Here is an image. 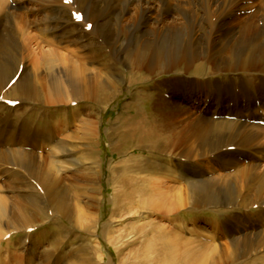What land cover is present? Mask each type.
<instances>
[{
	"label": "bare ground",
	"instance_id": "1",
	"mask_svg": "<svg viewBox=\"0 0 264 264\" xmlns=\"http://www.w3.org/2000/svg\"><path fill=\"white\" fill-rule=\"evenodd\" d=\"M247 3L251 12L238 15L239 10L247 11ZM27 15L38 36L30 32ZM18 18L21 24H14ZM199 44L207 49L198 51ZM123 64L130 66L132 83L148 73H178L154 82L171 95L160 90L152 94L154 112L140 133L155 139L149 151L178 152L184 159L168 166L150 161L144 171L140 157L128 158V149H120L113 166L119 169L112 187L114 214L135 205L168 218L187 204L242 209L212 223L246 228H235L242 235H232L226 252L203 241V234L185 237L180 227V231L159 227L152 236L144 232L143 252L159 253L169 264H205L208 258L221 264L241 258L247 264H264V162L258 160L264 158V127L257 124L264 120V0H0V93L20 95L16 110L28 113L42 104L49 108L42 109L46 113L75 102L67 112L77 116L80 102L107 103L117 94L124 81L119 67ZM189 71L195 76H183ZM218 72L230 74V79L210 76ZM237 72L248 74L238 80L232 75ZM205 74L210 78L201 81ZM16 75L15 84L9 86ZM203 93L208 100L199 96ZM201 102L205 113L193 117L191 109ZM126 108L130 110L131 104ZM4 119L1 116L0 178L5 173L13 178L9 189L0 186V219L8 221L9 230L47 218L48 207L75 228L94 227L89 210L94 204L73 200L64 182L73 176L64 174L68 170L78 174L79 186L88 189L86 197L87 177L95 175L98 184L101 172L85 157L88 154L76 158L83 148L81 140L96 137V121L81 117L74 131H68V120L42 128L29 122L16 131L17 123ZM57 134L63 137L56 139ZM15 141L22 147L10 148L7 143ZM213 166L223 174L209 175L213 172L207 169L214 171ZM168 180H173L171 187L165 184ZM6 190L23 192L24 197L7 196ZM15 261L24 262L17 256ZM150 262L161 264L158 258Z\"/></svg>",
	"mask_w": 264,
	"mask_h": 264
},
{
	"label": "rangeland",
	"instance_id": "2",
	"mask_svg": "<svg viewBox=\"0 0 264 264\" xmlns=\"http://www.w3.org/2000/svg\"><path fill=\"white\" fill-rule=\"evenodd\" d=\"M247 6H249V3L246 4V7ZM246 10L247 11L242 10V12L239 10L238 15L251 12L248 7ZM133 12L134 10L130 11L126 16L131 18ZM29 17L30 16L27 15L28 23H30L32 19H29ZM166 18L171 20L172 17L167 16ZM167 19L164 20L167 21ZM20 21V18L13 19L14 24L20 23ZM25 28H27V25H25ZM29 30L32 34L38 36L33 24H31ZM36 43L37 41L34 39V41H32L33 46L32 44L30 45L33 50L36 49L34 48L37 45ZM195 48L198 51L207 49L206 45L203 44H199V46L197 45ZM27 65H29L28 70L32 68L31 62L28 60ZM119 67L121 69V77H123L124 81L121 83L117 94L111 97L107 103H96L89 99L80 102L79 107H81V110L79 111L80 113H77V116L72 112H67L71 110L75 102L69 104L70 106L51 107L50 111L46 113H42V109L48 110V107H44L42 104L41 106L35 104L36 107H34V110L23 113L21 112L22 110H16V107H14L16 104L12 107L7 103V100L19 101V94L12 91L7 93L5 92L6 90L3 91L4 94L3 92L0 93V104H2V106H0V118L2 116L3 119H10L12 123H17V125L15 124L17 126V129L15 128L16 131L21 128V123H33L37 128H42L46 126L50 127L56 122L57 124L55 126H57L67 120L70 122L68 131H74L78 127V120L81 117L87 116L94 119L96 121V137L81 140L83 150L81 149L76 154V158L80 156L84 157L85 154H88L85 157H87L89 162L96 166L101 172L97 178V185L93 181L94 178L96 179L95 175L87 177L90 183L89 196L87 197L83 193L88 191V189L79 186L82 179L78 177V174L72 173L70 170L66 171V174L63 173L64 175L73 176V178H68L64 181L66 184L65 187L73 194V200H76L81 205H84L86 200L92 201L94 204L89 210L95 218L94 227H96L97 230L94 227L89 228L87 231L73 227L72 222L57 215L53 207H48L49 215L47 214V218L38 219L28 227L21 226L17 229L9 230V226H7L8 221L0 219V258L3 259V264H17L15 261L16 256L23 259V264H84V262L85 264H152L150 262L151 258H155V260L158 258L161 260V264H169L170 260L163 257L160 258V256H158L159 253L156 256L152 251L143 252L144 232H148L149 236H152L154 230H160L159 227H165L166 229L173 228L175 230L178 228V231H180V227V232L185 237L195 236L193 234L194 232L199 233V235L203 234L204 236H200L203 241L218 245L224 252H226L229 245L232 244L231 241L235 237L232 235H242L236 233L235 230V228L237 229L240 227L239 225H217L215 227L212 224L217 222V220L221 221L223 218H226L227 215L243 211L242 209H225L216 206L205 207L187 204L184 208L177 210L174 215L170 217L173 221L170 220L168 216L153 213L150 209L142 208L138 205L132 206L130 209L124 207L122 210H116L117 213L114 214L115 211H112L114 189L112 187L119 169L116 171L113 166L117 163L120 149H128L126 155L128 158L135 156L140 157L139 159L141 161L139 165L145 167L144 171L150 161L155 162L157 165L168 166L171 163L178 164L181 158L184 159V156L179 155L178 152L165 155L163 153L149 151V147H154L153 145H156L153 142L155 139L144 138L143 134L140 133L142 125L144 123L145 125L149 123V117L154 112L153 102L155 96L152 94H157L160 90L161 94L166 96L171 95L166 91V87L162 88L161 85L157 86L158 84L154 86L155 83L165 79V77L173 76L178 73H148L149 76L146 75L144 79L136 77L135 79L138 78L139 82L136 81L132 83L130 82V66L123 64L119 65ZM247 74L248 73L245 72H237L232 75L239 80L241 75ZM43 75L44 73L41 74V76ZM193 75L195 76L193 71L183 74L185 77ZM209 75L210 74H205L201 76V81L202 79H209ZM210 76L219 81H227V79H230V77H227L230 76V74L227 75L225 72L213 73ZM12 80L9 86L15 84L16 81L13 83ZM205 95L206 93L199 94L202 100H208V97ZM129 104H131L132 108L127 111L126 106ZM195 105H197V108ZM195 105L194 108L191 109L193 117L203 115L206 111L203 102L199 105ZM189 106H191V104H189ZM146 114L147 116H145ZM262 115L264 117V111ZM257 124L264 127V124L261 122H257ZM56 133H58V131ZM57 135L56 139L63 137L62 134ZM156 143L160 145L161 141L157 140ZM7 144L10 145V148L22 147L18 141L13 143L9 142ZM41 146L44 148L42 144ZM0 147H2V145H0ZM45 150L47 149L45 148ZM39 151L42 152L43 150ZM193 159L195 160L197 157ZM258 160L261 162L260 164L264 162V158L262 157L258 158ZM213 167L215 168L214 171L207 169L209 172H213L209 175L217 177L219 174H223L216 166ZM150 169L155 171V167L150 166ZM5 174L0 178V186L9 189L13 177L10 176L9 173L7 175ZM165 184L171 187L173 185V180H168ZM93 186L99 187V190L102 191L97 193ZM22 193L23 192L11 193L9 190L4 192L7 196L14 195L21 199L24 197ZM40 194L42 196L41 200L47 203L46 197L43 196L44 193L41 192ZM14 204L15 201L11 203L12 209ZM253 207L255 210L256 205H253ZM15 213L13 209V214ZM36 213L40 214L39 210ZM174 217L175 219H173ZM175 220H178L181 225L178 226L179 223H175ZM18 223L21 224L22 221ZM240 228L244 231L246 229L242 226ZM3 229L7 231L5 236V231H3ZM116 247L119 252H117ZM92 248H96V250L90 251ZM241 259H238L234 264H247L245 261L246 258ZM214 262L213 258H208L205 264H221L219 260H216V263ZM223 264L232 263L225 261Z\"/></svg>",
	"mask_w": 264,
	"mask_h": 264
}]
</instances>
